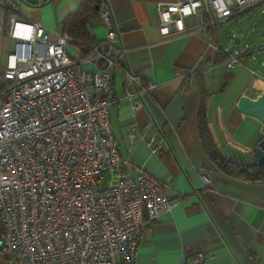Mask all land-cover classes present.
<instances>
[{
    "label": "built area",
    "instance_id": "1",
    "mask_svg": "<svg viewBox=\"0 0 264 264\" xmlns=\"http://www.w3.org/2000/svg\"><path fill=\"white\" fill-rule=\"evenodd\" d=\"M253 8L264 12V0L157 2V30L162 38L205 31ZM16 12L0 0V24L6 16L13 42L0 70V252L6 264H136L142 230L173 202L156 176L126 172L108 105L114 69L133 112L156 84L118 60L124 48L108 8L97 18L104 36L87 46L85 60L66 51V32L51 37ZM240 63L238 52L227 54V69ZM144 139L161 151L156 130ZM204 260L192 255L193 264Z\"/></svg>",
    "mask_w": 264,
    "mask_h": 264
},
{
    "label": "crops",
    "instance_id": "2",
    "mask_svg": "<svg viewBox=\"0 0 264 264\" xmlns=\"http://www.w3.org/2000/svg\"><path fill=\"white\" fill-rule=\"evenodd\" d=\"M81 1L5 0V4L15 6L17 17L41 24L53 37ZM177 1L104 2L116 26V45L124 48L118 60L133 74L156 84L153 97L143 95V106L133 112L131 101L123 98V73L113 70L108 117L118 153L126 160V172L156 176L173 202L170 210L142 230L136 264H193L196 252L205 256L199 264H264V182L219 172L198 131L202 112L213 142L253 159V144L264 131L260 120L242 110L240 101L256 98L264 90V71L255 70L247 61L254 56L259 57L258 64L264 61V46L240 44L229 35L223 45L217 24L234 15L216 18L215 26L205 31L162 38L157 30L156 3ZM191 23L188 19L187 24ZM92 32L95 41L104 36L97 21ZM12 45L5 16L0 24V70ZM65 48L77 60L89 56L71 41ZM230 51L241 56L238 68L231 70L225 65ZM155 130L162 144L159 153H152L144 139ZM206 179L211 180L210 185Z\"/></svg>",
    "mask_w": 264,
    "mask_h": 264
},
{
    "label": "trees",
    "instance_id": "3",
    "mask_svg": "<svg viewBox=\"0 0 264 264\" xmlns=\"http://www.w3.org/2000/svg\"><path fill=\"white\" fill-rule=\"evenodd\" d=\"M104 2L105 0H82L74 14L62 23V31L72 37L71 42L77 46L83 55L89 53L87 46L95 42L92 26L97 21L99 12L105 8ZM198 131L210 160L219 172L244 181L264 182V162H259L255 153L259 138L252 147L253 159L248 162H242L224 157L217 152L206 123V117L202 112H200L198 117ZM0 264H6L5 257L1 252Z\"/></svg>",
    "mask_w": 264,
    "mask_h": 264
},
{
    "label": "rangeland",
    "instance_id": "4",
    "mask_svg": "<svg viewBox=\"0 0 264 264\" xmlns=\"http://www.w3.org/2000/svg\"><path fill=\"white\" fill-rule=\"evenodd\" d=\"M216 28L218 30V35H221V42L223 45H227L225 38L229 35L232 39H238L240 44L253 45L255 48L264 46V12L259 11L257 8L238 13L226 22L220 21ZM259 49L262 50V48ZM258 58L259 57L254 56L253 59L247 61L252 64L250 65L255 70L259 72L260 70L264 71V66H262L264 65V61L260 60L258 64ZM236 68L234 67V69ZM223 72L225 71H222V74ZM215 147L217 148V152L224 157L242 162L252 160V158L250 159L246 154H238L230 150L227 151L224 144L217 145L215 143Z\"/></svg>",
    "mask_w": 264,
    "mask_h": 264
},
{
    "label": "water",
    "instance_id": "5",
    "mask_svg": "<svg viewBox=\"0 0 264 264\" xmlns=\"http://www.w3.org/2000/svg\"><path fill=\"white\" fill-rule=\"evenodd\" d=\"M240 106L245 113L261 121V130L264 131V90L256 98L242 99ZM255 153L257 160L264 162V135L258 139Z\"/></svg>",
    "mask_w": 264,
    "mask_h": 264
}]
</instances>
